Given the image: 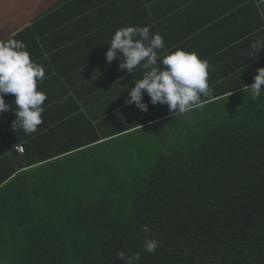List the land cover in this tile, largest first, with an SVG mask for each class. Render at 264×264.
Segmentation results:
<instances>
[{
	"label": "trees",
	"instance_id": "16d2710c",
	"mask_svg": "<svg viewBox=\"0 0 264 264\" xmlns=\"http://www.w3.org/2000/svg\"><path fill=\"white\" fill-rule=\"evenodd\" d=\"M193 2L181 0L175 16ZM161 3L168 5L62 0L11 37L45 71L37 84L47 97L42 120L57 118L30 135L13 130L14 118L0 125L2 146L15 152L23 144L16 165L6 157L0 167V191L11 204L0 209V253L21 243L7 264H264V93L253 100L245 88L264 56L184 115L152 105L146 93L147 113L126 105L144 70L130 74L105 53L120 28L158 33ZM216 28L225 31V10L196 32ZM186 41L169 48L182 50ZM87 69L105 76L78 89ZM4 100L11 115L15 97ZM146 241L155 242L154 253Z\"/></svg>",
	"mask_w": 264,
	"mask_h": 264
},
{
	"label": "clouds",
	"instance_id": "9594fccd",
	"mask_svg": "<svg viewBox=\"0 0 264 264\" xmlns=\"http://www.w3.org/2000/svg\"><path fill=\"white\" fill-rule=\"evenodd\" d=\"M109 45L105 53L107 62L119 60V68L126 69L130 74L138 67L144 70L142 78L135 81V87L125 101L126 105L134 104L142 113L148 111V104L142 102L145 93L152 105H167L169 114L175 117L201 106V97L212 95L208 84V61L201 60L194 52L177 49L165 55L161 61L162 67L158 66V50L165 45L163 37L159 33L150 34L148 26L120 28ZM252 47L258 50L264 48V40H256ZM118 53H122V57ZM256 72L254 83L245 86L253 100L264 93L261 89L264 85V68ZM44 80L43 67L30 59L23 41L0 39V113L9 111L11 107L5 103L4 96L14 95L16 120L12 123L13 130H22L30 135L43 123L42 113L45 109L42 105L47 97L37 89V84H42ZM155 249V242L146 241L145 250L148 253H154ZM117 255L122 259L124 254L121 252ZM128 264H132L131 260Z\"/></svg>",
	"mask_w": 264,
	"mask_h": 264
},
{
	"label": "crops",
	"instance_id": "0c3cea01",
	"mask_svg": "<svg viewBox=\"0 0 264 264\" xmlns=\"http://www.w3.org/2000/svg\"><path fill=\"white\" fill-rule=\"evenodd\" d=\"M166 1L168 5H162L161 3L158 4L157 7L159 15H165L158 26V33L163 37L165 45L163 49L158 50V55L160 57V63L158 66L162 67L161 61L165 55L176 51L173 48H169L172 41L187 39L188 41L180 47L185 46L184 49L186 50L182 49L185 52H194L201 60L208 61V84L211 88L215 85L225 86V82L231 78V72L235 73L241 71V69H243L242 67L257 61V57L264 56V48L258 50L257 48L252 47L253 42L256 40H264L263 0H205L204 5L201 3L198 5V1L194 0L192 4L188 3V7L184 5L185 8L182 9V11L176 16L175 13H177L176 11L179 9L178 4H180L179 2L181 0ZM193 4H195L194 7H192ZM223 10H225L224 32L220 31L219 28H216V31L196 32L197 25L214 22L216 17H218ZM190 22L191 26H189ZM169 31H171V33H169ZM188 35H190V37H187ZM168 37L170 39L166 41ZM97 71L87 69L86 74L78 77L77 81H75V86L78 89L81 88L82 90L84 87L86 88L88 86V83L95 80L97 76H105L106 71H104V69H102V71ZM88 74L90 76L93 74L97 75H94L93 78L88 81L86 80L87 76H89ZM55 94H53V97L57 96L58 93ZM82 100H85V98ZM80 101L81 100H79V102ZM207 103H209V101H207ZM202 105H204V103ZM12 118H14V121L16 120L14 113L11 115L1 113L0 125L9 123L10 121L8 120ZM56 118L57 117L50 115L46 121H43V123L39 126H43L45 124V129L49 131V125H51L53 123L52 121L56 120ZM87 118L95 119L93 111L87 114ZM66 119H68V117ZM22 145L23 144H19L17 146ZM15 152L0 144V167H3L2 163L6 157H8L14 165H16L17 158L21 157L22 154L16 150ZM31 168L32 167L25 168L23 170L19 169L17 173ZM15 175L16 174H13L6 182L12 179ZM3 185L4 184L0 187ZM6 192L7 191L5 190L0 191V209H5L6 204V208L9 210L11 204L6 202L9 199ZM13 207L15 212L17 207H15V205ZM17 209L20 211L19 208ZM0 215H5V213L0 212Z\"/></svg>",
	"mask_w": 264,
	"mask_h": 264
},
{
	"label": "water",
	"instance_id": "95a60500",
	"mask_svg": "<svg viewBox=\"0 0 264 264\" xmlns=\"http://www.w3.org/2000/svg\"><path fill=\"white\" fill-rule=\"evenodd\" d=\"M62 0H0V39L11 38Z\"/></svg>",
	"mask_w": 264,
	"mask_h": 264
},
{
	"label": "rangeland",
	"instance_id": "374dc122",
	"mask_svg": "<svg viewBox=\"0 0 264 264\" xmlns=\"http://www.w3.org/2000/svg\"><path fill=\"white\" fill-rule=\"evenodd\" d=\"M13 246H15L13 248L12 251H7L6 249H2L1 253H0V264H7L13 261L14 257L16 256V253L18 252V248L20 247L21 243L20 242H14L11 243ZM11 249V248H8Z\"/></svg>",
	"mask_w": 264,
	"mask_h": 264
},
{
	"label": "built area",
	"instance_id": "2783aa9c",
	"mask_svg": "<svg viewBox=\"0 0 264 264\" xmlns=\"http://www.w3.org/2000/svg\"><path fill=\"white\" fill-rule=\"evenodd\" d=\"M263 5H264V0L262 1ZM17 152L22 153L23 152V147L22 146H17L16 148Z\"/></svg>",
	"mask_w": 264,
	"mask_h": 264
}]
</instances>
